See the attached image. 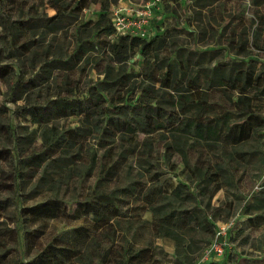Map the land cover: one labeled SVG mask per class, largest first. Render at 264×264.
Here are the masks:
<instances>
[{
  "label": "trees",
  "instance_id": "obj_1",
  "mask_svg": "<svg viewBox=\"0 0 264 264\" xmlns=\"http://www.w3.org/2000/svg\"><path fill=\"white\" fill-rule=\"evenodd\" d=\"M73 1L48 0L54 13L44 18L45 21L33 16L7 19V33L14 41L15 35L27 28L39 25L56 28L67 13H81L87 2H99L101 13L95 22L84 23L88 33L76 38L77 47L72 57L80 59L86 51L99 46L105 55L114 54L123 61L138 50L143 59L139 71L125 69L114 75L109 70L98 69L104 74L103 78L88 83L78 96L69 87L64 89L65 93L57 90L51 95L43 94L40 101H32L31 93L24 98L20 106L22 114L31 116L36 123L69 116L77 117L79 123L63 131L46 132L41 146L27 156H17L16 144L12 149L0 148V162H7L13 168L6 176L11 175L9 184L14 188L25 189L35 178L33 190L36 191L47 179L52 180L50 172L60 173L64 167L71 170L69 164L81 163L83 156L68 148L80 147L88 137L96 139L107 160L101 162L95 185L83 197L75 199L74 208L55 195L19 208L22 221L28 225L60 216L82 219V223L62 229L51 241L39 246L33 256L16 264H92L94 260L100 264H161L156 254L162 247L157 250L153 246L156 237L170 238L176 247L185 250L187 255L184 258L177 255L173 264H194L192 254L200 247L199 237L205 233L213 235L216 229L210 198L220 189L219 170L223 167L218 156L212 162L210 158L198 156L195 165L189 166L186 148L199 144L213 151L219 145L236 147L264 136V113L259 103L260 98H264V62L235 55L222 60L219 49L207 51L178 45L169 28L149 37L120 35L111 41L110 37L106 38L114 32L109 4L118 0ZM198 2L199 7L212 4ZM11 3L13 0H0V8ZM93 28L96 32L91 33ZM183 31L190 32L184 28ZM100 34L105 36L101 41L94 39ZM21 47L29 50L28 43H22ZM70 59L71 56L67 61L55 58L41 61L35 75L25 77L23 71L15 73L12 66L2 63L0 54V78L9 80L13 91L18 93L17 98H21L30 89L47 87L52 69L62 66L60 62L68 64ZM4 125L3 139L11 143L14 130ZM139 134H158L161 139L170 137L165 150L183 156L193 174L201 176L203 189L212 184L208 199L204 201L202 194L197 198V194L185 189L186 185L180 182L171 191L165 190L159 177L161 173L149 169H146L147 175L136 169L128 183H116L127 165L125 159L139 158L136 139ZM184 138L192 139L187 147L183 144ZM123 140L127 145L120 148L113 159L116 149L125 144ZM144 144L151 147L147 138ZM12 157L14 166L10 164ZM206 162H211L218 171L207 172ZM93 168L91 159L85 172L90 173ZM132 198L134 203H131ZM201 199L202 203L198 202ZM7 203L0 199L1 210L6 209ZM262 206L264 195L254 209ZM126 209L132 214H127ZM147 210L152 213L151 220L136 227V219ZM244 212L251 214L252 210L247 206ZM145 228L151 238L139 245L138 232ZM12 231V228L6 229L7 233ZM27 234L23 237L26 244L30 240Z\"/></svg>",
  "mask_w": 264,
  "mask_h": 264
},
{
  "label": "rangeland",
  "instance_id": "obj_2",
  "mask_svg": "<svg viewBox=\"0 0 264 264\" xmlns=\"http://www.w3.org/2000/svg\"><path fill=\"white\" fill-rule=\"evenodd\" d=\"M199 1L212 2V4L199 7L198 0H118L115 4H109V10L111 9L112 12L119 10L122 14L135 17L143 13L148 4L150 11L147 14L146 37L169 28L178 45L207 51L219 49V58L222 60L235 55L244 59L252 57L264 62V2L256 3V0ZM53 13L54 9L48 0H13L11 5L7 4L0 8L1 62L12 66L15 73L23 71L25 77H31L38 71L41 61L52 58L67 61L71 56L68 64L60 62L62 66L52 69L47 87H39V90L30 89L24 92L21 98H17L18 93L13 91L9 80L0 78V148L12 149L16 144L19 157L27 156L32 150L38 149L46 132L63 131L79 123L78 118L73 116L54 118L44 124L34 122L29 115L23 116L20 106L24 104V98L28 93H31L29 98L32 101H40L43 94L51 95L57 90L65 93L64 89L70 87L75 96H78L83 93L88 83L103 78L104 74L99 73L98 69L109 70L114 75L125 69L139 71L143 59L138 50L133 56L123 61L114 54L105 55L99 46L95 50L86 51L80 59L72 57L77 47L76 38L88 33L84 23L95 22L101 13L99 2H87L81 13H67L56 28L49 29L42 25L33 29L27 28L15 35L14 41L11 40V34L7 33V19H21L26 16L44 19ZM183 28L190 32H184ZM93 32H96L94 28L91 29V33ZM102 37L105 36L100 34L94 39L99 38L101 41ZM106 38L110 39L109 36ZM22 43H28L29 50L21 47ZM238 48L241 50L237 51ZM20 51L27 54H22ZM260 99L261 112L264 113V98ZM4 124H8L14 130V133L11 132V143L3 139L2 133L4 134L6 130ZM145 138L151 143V147L144 144ZM136 139L139 141L137 145L140 149L137 153L139 158L129 156L125 159L127 165L124 166L116 183H128L134 178L136 169L146 175L148 174L146 169H149L161 173L159 177L163 181L165 190L171 191L180 182L185 184L184 188L192 193L202 194L204 201L208 199L212 184H208L203 189L201 176L193 174L192 169L184 163L183 156L177 152L171 154L165 150V144L171 141L170 137L161 139L158 134L151 136L139 134ZM191 141V138H184L183 144L187 147ZM126 145L127 142L116 149L113 159L117 157L119 149H123ZM186 149L191 167L195 165L198 156L210 158L211 162L218 156L222 161L223 170H219V175H222L219 181L220 189L211 196L210 207L216 216V227L218 223L233 219L232 225L224 233L218 234V237L215 232L213 235L205 233L198 236L200 247L192 254L195 257L194 264L210 262L264 264V206L254 209L258 199L264 195V136L256 137L236 147L219 145L213 151L199 144ZM68 151L72 153L79 151L83 156L81 163H70L71 170L64 167L65 170L60 173L50 172L52 180L47 179V182H44L36 191L33 190L35 178L27 185L24 184L25 189L14 188L13 184H9L12 183L11 175H6L13 168L7 162H0V199L8 202L5 210L0 208V264H16L19 260L24 261L29 256H33L39 246L42 247L51 241L62 229L82 223V219L60 216L28 225L19 215L21 206L30 205L51 195L63 199L74 208L75 199L83 197L95 185L101 162L107 160V156L102 155L103 149L98 147L96 139L88 137L80 147L76 145L68 148ZM91 159L94 160V168L90 173H86L85 169ZM211 162H206L205 165L208 166L204 169L207 172L218 171L214 165H210ZM10 164L14 166L13 157ZM197 198L201 197L198 195ZM198 202L202 203V199ZM131 203H134L133 198ZM247 206L251 208V214L244 212ZM125 211L127 214H132L129 209ZM151 217L152 213L149 210L141 213L136 219L135 226H139L146 220L150 221ZM121 225L124 226V223ZM7 228H12L13 231L7 233ZM35 228L38 229L35 231ZM16 233L17 236H15ZM24 233H28L27 236L30 238L28 244L24 241ZM150 238L151 234L146 228L138 232L139 245ZM213 241L220 243L221 254L208 251L209 244ZM153 246L156 249L159 246L162 247V250L156 254L161 264H173L172 261L177 255L182 258L187 255L185 250L180 246L176 247L175 242L170 238L156 237ZM92 264L100 263L94 260Z\"/></svg>",
  "mask_w": 264,
  "mask_h": 264
},
{
  "label": "built area",
  "instance_id": "obj_3",
  "mask_svg": "<svg viewBox=\"0 0 264 264\" xmlns=\"http://www.w3.org/2000/svg\"><path fill=\"white\" fill-rule=\"evenodd\" d=\"M144 12L137 14L135 17L128 14H122L119 10L111 11L112 16L110 17L111 24L114 28V32L109 35L111 41H115L116 37L120 35L139 36L146 37V26H147V14H149V5H146ZM233 223V219H229L227 222L218 223L215 229L216 237L218 234L224 233L225 230L230 227ZM208 251H215L217 254H221L222 247L219 242L213 241L209 244Z\"/></svg>",
  "mask_w": 264,
  "mask_h": 264
}]
</instances>
